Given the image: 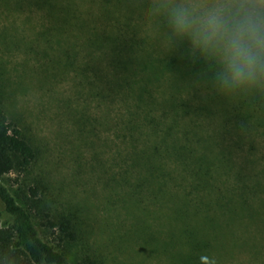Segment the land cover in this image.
Segmentation results:
<instances>
[{"label":"rangeland","instance_id":"rangeland-1","mask_svg":"<svg viewBox=\"0 0 264 264\" xmlns=\"http://www.w3.org/2000/svg\"><path fill=\"white\" fill-rule=\"evenodd\" d=\"M147 2L0 0V95L8 119L37 150L26 169L1 180L71 264H264V190L250 201L258 215L243 209L227 223L214 208L196 212L187 170L173 152L157 158L153 150L180 143L205 160L228 152L232 173L257 178L264 189V122L255 116L239 139L224 129L234 98L215 94L180 62L162 67L171 51H161L156 22L143 15ZM116 19L126 22L138 55L121 70L133 80L125 99L110 46L97 40ZM61 216L71 220L73 240L47 220Z\"/></svg>","mask_w":264,"mask_h":264},{"label":"trees","instance_id":"trees-1","mask_svg":"<svg viewBox=\"0 0 264 264\" xmlns=\"http://www.w3.org/2000/svg\"><path fill=\"white\" fill-rule=\"evenodd\" d=\"M102 12H106V16L109 15L104 7ZM116 21L117 23L112 25V32L106 33L103 30L100 31L98 37H95L101 43L110 46L112 52L111 60L115 64L117 75L119 74L117 80H112V82H115V88L118 89L122 98L125 99L128 95L131 96V82L133 80L130 79L128 70L126 75H124L125 73L122 74L121 70L125 65L133 64L138 59V55L133 51L135 47L134 39L130 38V36L127 37L125 33L126 22L120 24L121 22L118 19ZM186 48L187 45L184 44L171 51L162 67L170 70V67L180 62L184 65L186 73L192 77L202 78L203 82L210 87L205 82V77L208 73L207 66L202 61L192 60L188 56ZM149 59L151 63L153 59ZM155 76L157 75L155 74ZM127 80H129V87L124 91L126 88L123 87ZM139 87L143 91L144 87ZM212 91L214 90L212 89ZM233 98L234 100H230L226 104L228 108L226 107L227 110L224 111V122L225 125L227 124V128L224 127V129L226 131L232 129L240 139L245 126L255 116V124H263L264 118H260V116H262L261 113L264 109V95L248 93ZM171 104L172 106H170ZM170 105L172 109L178 107L177 103L173 104L172 101ZM198 108L203 109V106L199 105ZM173 115L177 116L179 114L175 112ZM174 116H172L170 122L166 123L170 131L174 125H177V120ZM168 127L162 130L165 131ZM151 129L154 131L153 127ZM166 146L163 145V153H161L159 152L161 151L160 146L157 148L155 145L154 154L157 158H167L173 152L179 165L181 164L183 169L187 170L191 178V187L195 193L194 199L186 198V200L192 201L194 211L206 210L209 212L214 208L215 211L226 215L227 223L233 221L243 209L253 215H258V208L252 206L250 201H252V196L254 197L259 190H264L263 186L257 178L249 181L250 176L232 173L233 163L230 161L228 152L215 154L211 158L212 160H205L204 154L193 156V151H190L185 145L180 143L176 149L172 148L174 144L165 149ZM171 148L174 150H169ZM36 156V148L22 134L16 124L8 119L0 95V202L3 205V208L0 209V257L5 258L8 264H71L62 251L57 250L42 238L35 224L34 214L30 210L32 209L31 206L24 201L19 202L15 194L1 180L3 175L12 170L22 171L26 169ZM149 170L154 174L153 167L150 165ZM222 174H226L227 178L225 180H221ZM230 175L233 181H231ZM261 203L264 204V198H261ZM259 212L260 215L264 214V206L259 209ZM47 220L51 226H57L59 231L69 240L75 238L69 218L61 216L57 220Z\"/></svg>","mask_w":264,"mask_h":264},{"label":"clouds","instance_id":"clouds-1","mask_svg":"<svg viewBox=\"0 0 264 264\" xmlns=\"http://www.w3.org/2000/svg\"><path fill=\"white\" fill-rule=\"evenodd\" d=\"M143 15L156 22L163 53L186 44L205 63V82L218 95H264V0H148Z\"/></svg>","mask_w":264,"mask_h":264}]
</instances>
